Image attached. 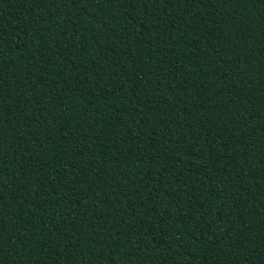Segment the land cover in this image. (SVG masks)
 <instances>
[{
  "label": "trees",
  "instance_id": "obj_1",
  "mask_svg": "<svg viewBox=\"0 0 264 264\" xmlns=\"http://www.w3.org/2000/svg\"><path fill=\"white\" fill-rule=\"evenodd\" d=\"M0 264H264V0H0Z\"/></svg>",
  "mask_w": 264,
  "mask_h": 264
},
{
  "label": "snow or ice",
  "instance_id": "obj_2",
  "mask_svg": "<svg viewBox=\"0 0 264 264\" xmlns=\"http://www.w3.org/2000/svg\"><path fill=\"white\" fill-rule=\"evenodd\" d=\"M106 2H109V3H111V2H112V0H106Z\"/></svg>",
  "mask_w": 264,
  "mask_h": 264
}]
</instances>
